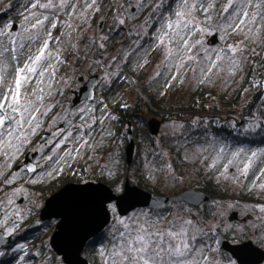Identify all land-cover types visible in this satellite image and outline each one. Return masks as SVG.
<instances>
[{"label": "rangeland", "instance_id": "rangeland-1", "mask_svg": "<svg viewBox=\"0 0 264 264\" xmlns=\"http://www.w3.org/2000/svg\"><path fill=\"white\" fill-rule=\"evenodd\" d=\"M77 1L79 4L72 12ZM33 3L37 4L36 8L31 7ZM208 3L214 4L207 13L210 20L202 10L193 13L199 28L205 31L194 29L187 37L191 52L182 51L181 55H191L193 59L187 61L173 80L176 58L165 59L167 47L160 45L157 37L161 23L169 17L175 19L174 12L180 8L182 0H95V4L92 0H0V30H5L8 24L12 25L8 35L0 36V51L8 49L0 56V78L11 84L15 68L23 66L45 39L48 40V48L38 71L47 68L49 63L53 65L45 73L42 84L35 83L41 79L36 75L31 78L32 83L25 82L21 89L22 95L34 100L31 95L33 90L43 87L41 111H47V115L39 117L40 127L35 134H29L27 142L10 159L5 156L6 149L0 146V231L4 236L12 237L33 217L36 218L34 223L39 225L37 230L30 231L33 235L27 243L23 242V236L19 237L20 241L13 246L17 251L8 264H64L49 245L56 221H41L39 213L47 199L44 190L50 186H64L67 173L80 164L84 165L87 173L103 176L110 183H102L115 194L122 192L125 179L131 185L161 196H174L184 190L203 192L197 189L203 185L201 182L214 183L226 191H222L219 197L203 192L208 201L198 207L185 203L171 204L164 212L139 208L126 216H119L116 209L108 207L109 225L102 236L94 240L95 243H88L83 249L82 257L88 264H103L100 250H109L114 237L124 231L120 220L126 223L137 217L142 220L141 213H148L153 223L160 227L179 220H192L195 227L202 230L195 232L197 244H204L213 250L208 254L215 258V264H229L233 259L215 247L213 241L217 233L231 244L249 240L264 250V212L260 211L264 207V189L258 187L264 183V176L256 179L260 169L264 168V155L256 160L247 178L240 176L238 171L252 151L264 150V146L230 147L222 139L208 133H192L184 125L185 121H191L197 127L199 117L203 116L231 117L242 122L250 121L251 125H258L264 119V102L246 115L253 89L242 87L252 57L264 51V19H261L264 0H252L251 6L247 0H233V7L237 10L247 6L250 13L256 14V22L249 24L244 31L226 28L231 23L225 19L228 14L222 11L227 0H204L205 7ZM40 4L51 6L41 8ZM257 4L261 6L255 7ZM232 10L229 8V12ZM121 19L125 23L121 24ZM37 20L43 21V24H37ZM53 24L56 25L54 28ZM249 28L251 31H248ZM115 34L118 38L112 43ZM214 35L217 36V43L211 45ZM229 45H239L243 49L242 53H236L239 67L231 74L229 69L233 54L228 50ZM85 47L88 50L82 53ZM13 54L16 60L11 58ZM217 55L224 59L218 61V66L207 76L202 74L201 69L206 72ZM93 75L98 81L94 100L72 106V92L78 91ZM199 90L205 91L215 102L208 103L206 111L179 110L192 104L193 96ZM0 91H3L2 86ZM139 98L156 113L146 114V123L156 119L161 126L154 137L144 134V129L138 125L132 127L134 155L131 164L127 165L124 152L126 139L123 138L128 130L124 135L116 133L114 111L121 102L133 104ZM149 98L164 109L152 107ZM221 99L226 102L237 99L238 103L227 108L222 106ZM67 117L71 122L65 129L60 128ZM88 124L92 125L91 129ZM58 129L62 130L61 135L70 130L73 135L77 132L90 133L84 136L88 143L79 148L78 154L74 151L78 144L69 137L64 147L72 155L65 156L60 164L55 161L60 158L63 148L52 153V145L47 143L49 139L56 141L60 138L52 136ZM44 133L49 136L39 143ZM221 147L225 151L217 159ZM238 149L244 151L228 167V172L221 175L224 165L232 159L231 153ZM27 152H35L38 156L35 163L39 170L33 174L21 170V166L16 170L18 165H22ZM46 155L52 156V160L46 159ZM214 161L215 166H211ZM54 168L57 171L49 177L47 173ZM254 183L256 186H253ZM118 187L119 192L116 191ZM232 213H236V219L232 218ZM189 227L193 228L192 225ZM8 229H11L10 234Z\"/></svg>", "mask_w": 264, "mask_h": 264}, {"label": "snow or ice", "instance_id": "snow-or-ice-1", "mask_svg": "<svg viewBox=\"0 0 264 264\" xmlns=\"http://www.w3.org/2000/svg\"><path fill=\"white\" fill-rule=\"evenodd\" d=\"M92 2L95 4V0H92ZM251 2L252 0H247L249 6H251ZM50 6V4L39 5L41 8ZM260 6L259 4L255 5V7ZM31 7L36 8L37 4L33 3ZM88 7H92V5H88ZM213 7V3H208L205 7L204 0H193L191 3L190 0H182L180 8L174 12L175 19L169 17L161 23L159 29L160 35L157 37L158 43L167 47L166 60L168 57L176 58V71L172 75L173 80L177 78L180 69L185 67L187 61L193 59L191 55H181L182 51L185 53L191 52V45L187 37L191 35L194 29L201 32L205 31L199 28V22L196 21L193 15L194 11L202 10L206 18L210 20L211 17L207 13ZM229 8L233 9L232 12H229ZM222 11L228 14L225 19L231 21V23L226 25V28L230 27L233 31H244L249 24L256 22L255 13H250L247 6H242L237 10L233 7V0H227ZM261 19H264V14H261ZM119 22L121 24L125 23L123 19ZM37 24H43V21L37 20ZM52 26L54 28L56 25L53 24ZM11 27V24L6 25L5 30H0V36L8 35V30ZM35 27L36 25L34 24L33 28ZM248 31H251V29L249 28ZM48 35L51 37V33ZM169 45H177L178 47H171ZM100 46L103 47V44ZM47 48L48 40L45 39L42 46L37 49V52L34 55L28 56L23 66L15 68L11 84H8L3 78H0V86L3 87V91H0V146L6 149V158L10 159L16 152H19L20 147L27 142L29 134H35L40 127L41 121L39 117L47 115V111H41L43 107V87L33 90L31 95L35 98L34 100H29L27 96L21 93L25 82L32 83L31 78L38 75L41 79L35 81V83L40 85L43 83L45 73H48L49 69L53 68V65L49 63L47 68L38 71V66L42 63ZM228 50L233 54L229 69L231 74L233 69L239 67V60L236 58V53H242L243 49L239 45H229ZM5 51H8V49L5 48L4 51H0V56H3ZM12 52L15 53V49H12ZM48 55L51 54L49 53ZM11 58L16 60L17 57L13 54ZM223 59L224 57L217 55L211 61L206 72L204 69H201L202 74L207 76L208 73H211L218 66L217 62ZM56 60L59 61L58 56ZM157 75H160V73L157 72ZM87 127L91 129L92 125L88 124ZM61 131L58 129L52 133L53 137H60L58 140L53 141L49 139L47 141L48 144L52 145V153H56L57 150L63 148L60 158L55 161L56 164H60L65 156L72 155L64 147L69 137L72 138L75 144H78V147L74 149L78 154L79 148L84 147L88 143L84 139V136L90 135V133L82 132H77L76 135H73V131L71 130L61 135ZM224 151L225 149L223 147L219 149L217 159L221 157ZM243 151L244 149H238L231 153L232 159H229L224 165L221 175H225L228 172V167L233 165L236 158ZM261 155H264V150L252 151L243 162V166L238 168L240 176L247 178L251 167ZM45 158L52 160V156L46 155ZM211 166H215V161ZM62 170L61 167L60 171ZM27 171L33 172L35 168L28 166ZM56 171L57 169L54 168L47 175L52 177L53 172ZM261 176H264V168L260 169L256 179L259 180ZM236 179H239V177H236ZM253 186H256L255 183ZM258 187L264 189V183H260ZM116 191L119 192L120 188L118 187ZM108 207L115 210V204L111 201L108 202ZM260 211L264 212V207ZM140 216L143 217L142 220L140 217H137L130 223L120 220V223L124 226V231L119 232L118 236L114 237V242L109 250L105 251L103 248L100 250L103 264H215V258L208 254L213 250L207 248L204 244H197L195 232L202 230L196 228L192 220H179L177 222H170L166 227H160L157 223H153L148 213H141ZM190 225L193 228H190ZM7 231L9 234L11 233V229ZM229 264H239V262L233 258L229 261Z\"/></svg>", "mask_w": 264, "mask_h": 264}, {"label": "water", "instance_id": "water-1", "mask_svg": "<svg viewBox=\"0 0 264 264\" xmlns=\"http://www.w3.org/2000/svg\"><path fill=\"white\" fill-rule=\"evenodd\" d=\"M210 43L211 45L217 43L216 35L211 38ZM97 85L96 75L88 77L79 90L73 92L72 106L85 101L92 102L95 98ZM69 120L70 118L67 117L60 128H65ZM160 126V121L149 120L146 123L147 133L152 137L158 135ZM48 136V133L42 134L39 143H43ZM125 138V161L127 165H130L135 146L131 128L126 132ZM36 156L35 152H27L24 155L22 165L25 166L26 172L29 174L37 171V166L33 162ZM28 166H33L35 171H27ZM109 201L115 204L119 216H126L139 208L164 210L172 203H185L198 207L207 202L208 197L203 192L196 190H184L174 196H161L131 185L128 179L124 180L120 194H115L108 185L102 182L68 183L45 200L39 213L41 221H56L49 245L64 264H88V261L82 257V252L85 246L96 239L109 225ZM236 217V213H232V218L236 219ZM10 240L11 237L4 236V233L0 231V249ZM213 243L216 248L237 259L239 264H261L264 261V250L249 240L231 244L217 233Z\"/></svg>", "mask_w": 264, "mask_h": 264}, {"label": "trees", "instance_id": "trees-1", "mask_svg": "<svg viewBox=\"0 0 264 264\" xmlns=\"http://www.w3.org/2000/svg\"><path fill=\"white\" fill-rule=\"evenodd\" d=\"M106 32V31H105ZM108 34V33H107ZM244 89L252 88L251 100L246 107V115H249L258 104H262L264 102V51L258 56H254L251 59V64L246 72L245 80L242 84ZM239 93L236 95L238 96ZM149 101L152 107L157 108L159 110L164 109L163 106L157 105L154 101L149 98ZM214 103L210 96L203 90L197 91V93L193 96L192 104L187 107H181L179 110L184 111H198L204 110L208 108V103ZM222 106L231 107L232 105L238 103L237 99L226 102L223 99L220 100ZM209 108H213V110H219L217 107L210 106ZM170 110V109H168ZM156 114L148 105L147 102L141 100L140 98L133 104L127 102H121L115 107L114 111V121L116 125V133L117 134H125L126 130H129L132 127H136L144 129V134L148 135L145 132V123H146V114ZM200 122L199 126L195 127L191 121H185L184 125L187 128L192 130V133L198 134H210L215 136V138L222 139L224 142H227L230 147H258L264 146V119L260 120L258 125H251L250 121L242 122L236 120L234 118H220L214 116H203L199 117ZM206 123V124H205ZM149 138V136H147ZM125 139V137L123 138ZM151 139V137H150ZM84 165H76L71 171L67 173V178L65 184L68 183H85V182H104L110 183L103 179V176H99L96 173L84 171ZM203 185L201 187H197V189L202 190L214 197H219L222 195V191L226 192L220 186H217L213 183V185L209 182H201ZM64 184V185H65ZM55 186H58L56 184ZM63 186L59 188L48 187L44 190L46 197H50L58 190H60ZM36 218H31L21 227V231L14 233L11 237L12 240L3 246L0 249V264H8L10 259L14 256L17 249H14L13 246L20 241L19 237L23 236L24 241L26 242L31 239L30 231L37 230L38 224L36 225ZM37 223H40L37 221ZM27 229V230H26ZM30 234V235H29ZM27 238V239H26ZM90 244L95 243L94 240L89 242Z\"/></svg>", "mask_w": 264, "mask_h": 264}, {"label": "flooded vegetation", "instance_id": "flooded-vegetation-1", "mask_svg": "<svg viewBox=\"0 0 264 264\" xmlns=\"http://www.w3.org/2000/svg\"><path fill=\"white\" fill-rule=\"evenodd\" d=\"M81 81V80H80ZM74 92V91H73ZM73 92H72V95H73ZM85 102H88V101H85ZM81 103H84V102H81ZM80 103V104H81ZM79 105V104H78ZM70 118V117H69ZM71 122V119L69 120V122H68V124ZM67 127V126H66ZM63 129H65V128H63ZM126 139V138H125ZM38 156H36L35 158H34V160H33V162L35 163V160H36V158H37ZM36 164V163H35ZM20 166L22 167L21 168V170H25L26 171V168H25V166H23V165H18L17 166V169H19L20 168ZM36 166H37V164H36ZM16 169V170H17ZM39 169H38V167H37V171H38ZM36 171V172H37ZM170 196H172V195H170ZM172 204H179V203H172ZM171 206V204L166 208V209H164V210H153V211H162V212H164V211H166L169 207ZM104 232H102L98 237H100V236H102V234H103ZM97 237V238H98ZM95 240V239H94Z\"/></svg>", "mask_w": 264, "mask_h": 264}, {"label": "built area", "instance_id": "built-area-1", "mask_svg": "<svg viewBox=\"0 0 264 264\" xmlns=\"http://www.w3.org/2000/svg\"><path fill=\"white\" fill-rule=\"evenodd\" d=\"M77 2H78V1H77ZM77 2H76V3L74 4V6L72 7V9H71L72 12L75 11L76 6L79 4V2H78V3H77ZM117 38H118V36L115 34L114 37L112 38V43H113L115 40H117ZM86 46H87V45H86ZM87 50H88V48L86 49V47H85V48L83 49V52H82V53H84V52L86 53Z\"/></svg>", "mask_w": 264, "mask_h": 264}]
</instances>
